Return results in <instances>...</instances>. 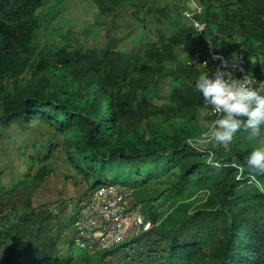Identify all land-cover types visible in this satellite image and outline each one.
I'll list each match as a JSON object with an SVG mask.
<instances>
[{"label": "trees", "instance_id": "16d2710c", "mask_svg": "<svg viewBox=\"0 0 264 264\" xmlns=\"http://www.w3.org/2000/svg\"><path fill=\"white\" fill-rule=\"evenodd\" d=\"M197 1L201 9L193 18L213 35L217 48L236 54L258 82L264 81V0ZM50 2L0 0V125L39 120L60 132L69 163L90 190L116 183L133 188L153 226L78 260L62 256L56 239L39 242V224L24 241L17 230H0V242L11 245L6 253L0 250V264H106L109 254L136 246L143 249L127 253L123 264H264V191L257 187V182L264 187V175L244 166L258 145L233 144L225 152L210 144L220 164L213 167L206 163L208 153L186 143L202 130L195 121L205 105L194 82L209 71L198 65L194 52L183 55L189 45L204 41L193 23L184 22L177 5L92 0L100 16L132 3L174 31L158 30L156 40L131 54L86 47L80 39L75 45L67 39L42 43L37 12ZM166 82L167 100L159 103ZM261 131L264 138V127ZM55 146L52 142L48 153L33 161L40 165L33 174L30 167L23 182L38 187L53 174L49 160ZM233 161L244 170L232 167ZM153 181L165 186L148 192ZM199 191L206 197L194 205ZM166 203L167 210H161ZM67 240L74 242V230Z\"/></svg>", "mask_w": 264, "mask_h": 264}, {"label": "rangeland", "instance_id": "374dc122", "mask_svg": "<svg viewBox=\"0 0 264 264\" xmlns=\"http://www.w3.org/2000/svg\"><path fill=\"white\" fill-rule=\"evenodd\" d=\"M148 1L159 5H177L184 22L188 23H191V14L201 9L197 0ZM37 13L42 23L37 31V38L42 43L60 44L67 39L75 45L76 40L80 39L85 42L86 47L104 49L110 46L131 54L142 52L147 40H156L158 30L167 34L174 31L172 27L152 21V15H147L144 8L136 11L132 3H124L109 15L100 16L99 9L92 0H51L48 6ZM95 29L98 30L97 33ZM69 32H72V36ZM205 35L210 38L213 36ZM201 47V43L189 45L183 55L200 50ZM170 87L167 82L160 87L159 103L167 100ZM207 115L206 107L197 112L195 122L202 127L198 136L213 127V121ZM52 142L56 144L49 160L53 174L38 187L32 181L23 182L30 167L32 174L37 171L40 164L33 161L42 153L47 154ZM62 143L61 133L39 120L22 124L13 119L8 124L0 125V230H17V236L24 241L30 228L35 229L39 224L43 228L39 242L50 243L56 239L55 246L62 256H73L78 260L86 253L78 243L69 244L67 238L74 230V210L88 198L92 190L87 180L69 163ZM258 143L257 139H251L241 132L237 134L233 144L250 146ZM162 186L165 183L153 181L147 191L153 192L155 188ZM205 197L204 191L195 193L192 198L194 205ZM168 207L169 203H166L161 210H167ZM15 223L19 225L14 228ZM10 249L9 242H0L2 253ZM141 249L143 247L138 246L134 249H118L105 257V263L123 264L127 253L132 256Z\"/></svg>", "mask_w": 264, "mask_h": 264}, {"label": "clouds", "instance_id": "9594fccd", "mask_svg": "<svg viewBox=\"0 0 264 264\" xmlns=\"http://www.w3.org/2000/svg\"><path fill=\"white\" fill-rule=\"evenodd\" d=\"M213 59H219L220 66L211 75L210 71L202 72L194 87L202 95L205 107L217 118L210 131L188 138L186 143L196 151L208 153V165L220 167L210 144L229 152L238 133H247L251 139L261 138L258 146L245 157L244 166L250 173L264 175V138L261 131L264 127V81L258 82L250 74L241 79L234 78L232 71L222 70L229 67L227 60L217 56ZM232 60V67L235 68L239 57L233 54ZM200 65L208 69L207 61ZM244 166L235 161L232 163V167L241 172ZM257 187L264 191L258 182Z\"/></svg>", "mask_w": 264, "mask_h": 264}, {"label": "built area", "instance_id": "2783aa9c", "mask_svg": "<svg viewBox=\"0 0 264 264\" xmlns=\"http://www.w3.org/2000/svg\"><path fill=\"white\" fill-rule=\"evenodd\" d=\"M193 13L188 16L204 38L200 50L194 51L198 65L202 67L200 64L207 61L212 74L221 64L219 59L213 57H221L229 64L227 69L222 70L232 71L234 78L241 79L245 74H250L257 80L245 64L238 62L235 68L232 67V57L220 51L212 38L205 35L203 23L195 20ZM207 110L214 122L217 117L209 108ZM142 207V202L136 199L133 188L129 186L116 183L96 187L74 210V242L85 252L94 254L149 230L153 223L143 213Z\"/></svg>", "mask_w": 264, "mask_h": 264}]
</instances>
